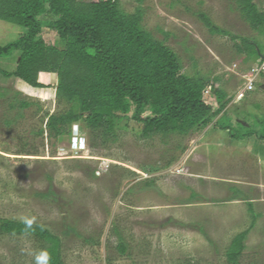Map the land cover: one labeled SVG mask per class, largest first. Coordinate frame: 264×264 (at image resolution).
Segmentation results:
<instances>
[{
	"label": "rangeland",
	"instance_id": "rangeland-1",
	"mask_svg": "<svg viewBox=\"0 0 264 264\" xmlns=\"http://www.w3.org/2000/svg\"><path fill=\"white\" fill-rule=\"evenodd\" d=\"M119 1L125 11L136 6ZM254 2L264 11V0ZM141 7L142 26L177 54L182 73L217 78L214 86L229 97L222 121L234 128L245 121L264 135L257 120L264 117L259 60L246 62L231 36L210 33L199 13L233 35L255 39L263 53L264 26L252 29L233 0H144ZM23 31L0 20V45ZM42 37L57 42L47 27ZM18 55L0 57V68L12 70ZM53 75L38 89L0 75V216H35L61 238L65 264H227L229 241L248 228L240 262L264 264V140L232 141L212 124L197 134L142 137L140 125L125 119L108 136L113 139L77 124L85 149H72V125L57 139L46 130L38 134L45 113L61 107ZM247 79L254 81L250 91L243 90ZM22 99L30 106L20 109ZM203 99L214 104L209 88ZM231 186L244 196L233 195ZM246 200L258 213L251 228ZM118 236L125 253L116 248ZM34 252L32 238L0 234V264H34Z\"/></svg>",
	"mask_w": 264,
	"mask_h": 264
},
{
	"label": "trees",
	"instance_id": "trees-1",
	"mask_svg": "<svg viewBox=\"0 0 264 264\" xmlns=\"http://www.w3.org/2000/svg\"><path fill=\"white\" fill-rule=\"evenodd\" d=\"M134 1L135 8L125 11L119 0H0V20L24 30L15 40L0 45V57L19 52L15 67L10 71L0 68V75L18 78L32 89L47 86L38 80L40 72L56 75L55 100L61 107L45 113L46 121L38 134L46 130L49 138L57 139L70 134L71 125L80 124L81 128L100 131L113 139L108 136L115 126L130 119L140 125L142 137L197 134L212 124L227 130L234 141L251 135L263 141L264 135L248 130L250 125L245 121H237L239 128L222 121L229 97L214 86L217 78L201 76L197 71L182 73L177 54L142 26L144 0ZM233 1L252 29L264 26V11L254 0ZM199 17L210 33L230 35L246 62H264V53L255 39L231 34L202 12ZM43 27L54 31L56 44L43 39ZM206 88L213 95V105L203 99ZM30 103L22 99L18 105L22 109ZM257 120L264 124V117ZM152 183L145 181L148 187H153ZM230 190L237 198L244 196L234 186ZM195 195L191 193V197ZM246 203L251 228L258 213L251 201ZM248 231L236 233L229 241L224 252L227 264H241ZM0 234L32 238L38 252L49 253L50 264H65L61 238L43 224L36 223L26 234L21 220L0 216ZM116 248L120 253L127 251L121 236Z\"/></svg>",
	"mask_w": 264,
	"mask_h": 264
},
{
	"label": "clouds",
	"instance_id": "clouds-1",
	"mask_svg": "<svg viewBox=\"0 0 264 264\" xmlns=\"http://www.w3.org/2000/svg\"><path fill=\"white\" fill-rule=\"evenodd\" d=\"M72 135H71V146L72 149H79V150H83L85 149V138L80 135L79 133V129L78 127H74V126H78L77 124H73L72 125ZM78 138H81V142L83 143V146H77L74 143V139L77 140ZM74 144V146H73ZM21 222L24 224L25 226V233H30L33 230V226L36 224V217L35 216H24L21 218ZM34 255V264H50V255L46 250H40L38 253H32Z\"/></svg>",
	"mask_w": 264,
	"mask_h": 264
},
{
	"label": "built area",
	"instance_id": "built-area-1",
	"mask_svg": "<svg viewBox=\"0 0 264 264\" xmlns=\"http://www.w3.org/2000/svg\"><path fill=\"white\" fill-rule=\"evenodd\" d=\"M257 69L259 71H264V62H262L260 65H257ZM253 69V68H252ZM254 70V69H253ZM258 72V71H256ZM255 73V71H254ZM253 84H254V81L252 79H247L246 82L244 83V86H243V90L245 91H248V90H251L253 87ZM74 143L77 146H83V143L81 142V138H78L77 140L74 139Z\"/></svg>",
	"mask_w": 264,
	"mask_h": 264
},
{
	"label": "crops",
	"instance_id": "crops-1",
	"mask_svg": "<svg viewBox=\"0 0 264 264\" xmlns=\"http://www.w3.org/2000/svg\"><path fill=\"white\" fill-rule=\"evenodd\" d=\"M52 73H45V72H40L39 74H38V80L41 82L42 81V79H46V78H48V80H51L52 79V75H51ZM54 74V73H53ZM56 76V75H55ZM16 81L17 82H20V84H22V86L24 85V86H29V85H27L26 83H24L22 80H20V79H18V78H16ZM29 87H31V86H29ZM31 88H33V87H31ZM25 94V93H24ZM217 129V128H216ZM216 129H210V128H208L207 130H206V132L207 133H209L210 131L209 130H211V132H213V131H215ZM227 131V130H226ZM213 138H215L214 136L212 137V139ZM232 141H234V140H232ZM238 142H239V140H237Z\"/></svg>",
	"mask_w": 264,
	"mask_h": 264
}]
</instances>
